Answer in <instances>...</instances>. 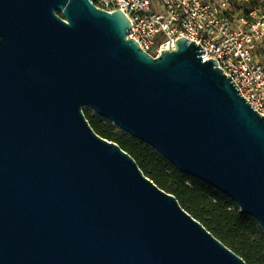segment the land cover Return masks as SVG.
<instances>
[{
    "label": "water",
    "instance_id": "water-1",
    "mask_svg": "<svg viewBox=\"0 0 264 264\" xmlns=\"http://www.w3.org/2000/svg\"><path fill=\"white\" fill-rule=\"evenodd\" d=\"M131 27L93 0H0V264H247L86 118L264 231V116L200 44L153 57Z\"/></svg>",
    "mask_w": 264,
    "mask_h": 264
},
{
    "label": "built area",
    "instance_id": "built-area-1",
    "mask_svg": "<svg viewBox=\"0 0 264 264\" xmlns=\"http://www.w3.org/2000/svg\"><path fill=\"white\" fill-rule=\"evenodd\" d=\"M233 1L238 0H93V4L110 13L124 12L132 23L128 39L153 57L176 49L181 37L200 44L206 51L202 59L216 60L264 116V66L254 56L264 40V16L255 10L242 17L228 13Z\"/></svg>",
    "mask_w": 264,
    "mask_h": 264
},
{
    "label": "trees",
    "instance_id": "trees-1",
    "mask_svg": "<svg viewBox=\"0 0 264 264\" xmlns=\"http://www.w3.org/2000/svg\"><path fill=\"white\" fill-rule=\"evenodd\" d=\"M264 16V0H252ZM242 1H233L232 6L241 10ZM91 127L104 139L115 142L129 153L144 174L169 194L198 220L210 233L239 255L247 264H264V234L256 222L232 210L233 203L222 199L216 192L201 182L185 177L161 155L128 135L119 136L106 120L92 117L84 111Z\"/></svg>",
    "mask_w": 264,
    "mask_h": 264
},
{
    "label": "rangeland",
    "instance_id": "rangeland-1",
    "mask_svg": "<svg viewBox=\"0 0 264 264\" xmlns=\"http://www.w3.org/2000/svg\"><path fill=\"white\" fill-rule=\"evenodd\" d=\"M239 1H242L241 3V6H243V8L241 10H238V6H234L233 9H231L229 6H228V13H231L232 11L236 14H239L240 17L248 14L249 12L251 11H257L259 14H260V9L258 8V6H256L252 0H239ZM236 23H237V19L233 22V26H236ZM254 56H255V60L262 64L264 66V40L260 41L255 49V52H254ZM84 111H88L90 113V115L92 117H96V118H99V119H103V120H106L108 121L107 119L105 118H102L100 117L95 111L89 109V108H86L84 109ZM110 122V121H109ZM113 127L116 129V134L119 135V136H122V135H128L126 132H124L123 130L117 128L112 122H110ZM130 136V135H128ZM131 137V136H130ZM134 139V138H133ZM135 140V139H134ZM137 141V140H136ZM139 142V141H138ZM141 143V142H139ZM147 147H149L150 149L154 150L152 147L144 144V143H141ZM155 151V150H154ZM156 153H158L157 151H155ZM159 154V153H158ZM160 155V154H159ZM172 166V165H171ZM216 192V194H218L222 199H226L228 200L229 202L233 203V207L231 208L232 210H237L239 211V207L237 206V204L235 202H233L232 200H230L228 197H226L225 195L219 193L218 191L214 190ZM252 219V218H251ZM254 220V219H252ZM259 228V230L264 234V231L262 230L261 226L259 225V223L254 220Z\"/></svg>",
    "mask_w": 264,
    "mask_h": 264
}]
</instances>
